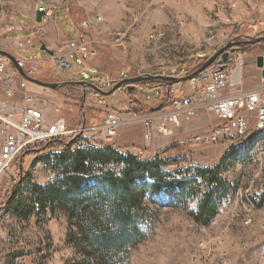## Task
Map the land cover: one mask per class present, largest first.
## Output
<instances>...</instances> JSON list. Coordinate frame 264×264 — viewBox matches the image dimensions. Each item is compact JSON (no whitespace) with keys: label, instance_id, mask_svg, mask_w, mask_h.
Instances as JSON below:
<instances>
[{"label":"rangeland","instance_id":"rangeland-1","mask_svg":"<svg viewBox=\"0 0 264 264\" xmlns=\"http://www.w3.org/2000/svg\"><path fill=\"white\" fill-rule=\"evenodd\" d=\"M19 6L26 12L35 10L34 0H0V44L6 51L9 50L2 40L19 38L11 34L17 27L16 19L34 25L46 22V16L37 22L21 17L19 13L15 19L14 9ZM263 10L264 0H69L68 5L57 9L54 21L64 29L67 37H76L83 21L95 15L101 17L88 31L97 49L93 58L97 57L96 62L92 64L102 65L108 74V83H112L110 81L116 82L140 72L177 69L182 63H185L184 68L186 64L192 68L233 36L264 35ZM36 50L16 48L13 52L26 60L40 59L44 51ZM262 52L264 43L258 42L248 45L245 54L249 53L254 61L255 55ZM236 54L232 63L237 60ZM244 58L242 56L243 69ZM85 66H88L87 62L80 68L85 69ZM52 71L50 81H66L57 79ZM74 74L76 80L92 81L96 85L100 84L99 77L104 78L102 71L91 72L89 80ZM186 85V81L177 83L169 94L167 89H161L157 98L150 100L145 98L157 94L152 88L136 84L135 88L127 89L123 85L104 96V105L94 104V93H82L83 100H78L77 95L60 87L51 90L55 95L53 98H46L60 107L59 115L64 117L66 127L76 130L72 136L64 138L81 133L82 138L71 148L80 149L89 146L87 128L98 124L108 109L121 110L127 118L132 114L149 113L165 102L166 97L169 99L183 91L188 92ZM140 88L139 95L143 98L136 94ZM202 115L208 119L207 126L195 129V123ZM216 121L200 112L176 129L173 135H155L148 146L145 145L141 121L124 122L119 127L112 145L121 152L129 149L141 158H151L156 150L164 148L160 157L166 163L163 169L167 172L164 178L168 183L157 194L147 193L143 197L139 226L144 238L121 251L114 264H238V257L247 250L260 253L248 264H264V132L255 134L246 143L253 134L251 122L247 137L237 143L229 142L223 146L222 143L202 145L188 142L191 135L207 129ZM217 166L228 187L235 186V190L213 220L203 225L194 220L191 211L195 209L205 184L198 183V178L197 182L190 183V188L177 192V179L193 174L196 167ZM51 167L50 162L48 165L38 162L27 151L18 157L8 176L0 180V194L6 182L9 181L7 186L12 184L11 189L5 190L0 204L1 264H10L15 256H20L23 264H83L87 248L82 245L78 227L68 221L64 212L57 207L38 211L32 201L25 202L30 185L44 184L54 177ZM92 168L95 174L101 173L102 176L106 169ZM177 170L183 173L177 174ZM13 178L15 180L11 182ZM96 183L94 176H89L82 187ZM15 185L14 197L8 204ZM15 201L25 202L18 212L13 207ZM27 205L30 208L26 211Z\"/></svg>","mask_w":264,"mask_h":264},{"label":"built area","instance_id":"built-area-1","mask_svg":"<svg viewBox=\"0 0 264 264\" xmlns=\"http://www.w3.org/2000/svg\"><path fill=\"white\" fill-rule=\"evenodd\" d=\"M68 4L69 0H37L36 9L43 11V16L53 19L57 9ZM100 20L101 17L95 15L83 21L76 37L68 39L61 50L51 55L53 73L57 78L74 82V73H79L82 79L90 78L87 70L80 68V65L97 55L95 41L88 31ZM11 44L15 48L38 47L30 37ZM3 48L1 43L0 49ZM235 59L232 65V60L224 65L215 60L186 81L188 92L183 91L157 110L143 114L131 113L127 118L121 110L108 109L98 124L87 128L89 140L104 141V145L113 144L124 122L141 121L145 145L148 146L155 135L171 136L184 123L205 112L215 118L216 123L191 135L188 142L202 145L234 143L245 131L250 130L251 122L253 128L264 124V86L244 90L242 54L237 53ZM16 60L18 66L29 75L40 66L39 58L26 60L16 57ZM259 82L264 83V75L259 77ZM28 86L29 81L19 74L13 63L0 55V89L3 94L0 98V180L8 176L22 153L52 138L70 136L76 131L66 127L64 117L59 115L58 105L31 91ZM94 96V104H105L104 96ZM8 182L2 186L0 204L5 190L12 188V184L7 186ZM20 259V256H15L10 264H23Z\"/></svg>","mask_w":264,"mask_h":264},{"label":"trees","instance_id":"trees-1","mask_svg":"<svg viewBox=\"0 0 264 264\" xmlns=\"http://www.w3.org/2000/svg\"><path fill=\"white\" fill-rule=\"evenodd\" d=\"M246 48L247 46L240 48L238 53L245 52ZM200 64L192 68L186 64L184 68L185 63H182L177 69L149 73L181 75L183 71H193ZM110 82L112 83L100 87L108 89L115 81ZM136 84L145 88L167 89L168 94L169 90L177 85L165 80H145ZM60 88L77 95L75 98L78 100H83L80 85L67 84ZM89 93L94 92L87 89L85 94ZM176 96L169 99L166 97L165 102L158 106L167 105ZM81 138V133L71 138L55 137L29 151L38 162L52 164L54 177L44 184L30 185L25 202L28 204L32 201L34 209L38 211L57 207L64 212L68 221L78 227L82 245L87 248L83 264H114L121 251L144 238L139 226L143 197L147 193L157 194L168 183L164 178L167 172L163 169V164L166 163H163L160 157L164 148L156 150L151 158H141L129 149L121 152L112 144L101 146L89 144L90 147L71 149L73 143ZM92 166L100 167L101 170L106 167L104 175L95 174ZM110 166L119 169H109ZM175 172L183 173L180 170ZM219 173L218 166L196 167L193 174L183 175L181 179H177V192L190 188V183L197 182L198 178L200 179L198 183L205 184V189L200 191L195 209L191 211L194 220L203 225L213 220L222 204L229 201L235 190V186L228 187V182ZM89 176H94L97 183L82 187ZM15 187L16 185L12 189L8 204L14 197ZM25 202L15 201L13 205L15 211L18 212ZM28 208L29 205L26 211ZM242 261L239 259L237 262Z\"/></svg>","mask_w":264,"mask_h":264},{"label":"crops","instance_id":"crops-1","mask_svg":"<svg viewBox=\"0 0 264 264\" xmlns=\"http://www.w3.org/2000/svg\"><path fill=\"white\" fill-rule=\"evenodd\" d=\"M34 2H35V10H33L31 13L26 12L25 9L20 7V6L17 7L16 9H14L15 19H16V15H18V13H19V15H21V17L27 18L29 20H34L35 14L37 11V9H36L37 0H34ZM19 19L20 20L16 19L17 27L13 31H11L12 35H16V36L18 35L19 38L16 39V38L7 37V38L3 39L2 41H3L4 45L8 48L10 53L15 55V57H20L13 52V50H15L16 48L14 47L15 49H13L11 46L12 45L11 43H14V42L19 41V40H24L27 37H30L32 39V41L35 43V45H38V47L34 48V49H31V48H27V49L30 51L35 50V49L44 51L40 56L39 69L36 71L34 76L38 79H41V80L50 81L49 79H51V77H52L51 71L54 68V62L52 60L51 55L53 53L61 50L64 47V43L68 39L73 38L74 36L67 37L64 29L54 21V18L49 19L46 17L45 18L46 22L43 25L25 24L22 22L21 18H19ZM42 19L43 18H41V21H42ZM38 28L40 29L39 32H35V30ZM42 45L45 46L46 50L40 49V47ZM235 54L236 53L233 54L232 59H234ZM241 54L243 57H245L244 58V69H243V72H244V74H243V89L244 90H252V89L258 88L261 85L264 86V83L261 84L259 82V77L261 75H264V52H262V54L255 55L254 61H252V58L250 57L249 53L245 54V52L244 53L241 52ZM260 55L263 56V66L262 67L257 66V57ZM20 58H22V57H20ZM95 59H93L92 61H88L87 62L88 66H85L86 67L85 69L86 70L88 68L90 69V70H87L90 75H91V72H93V71H95V72L96 71H102L104 73V78L99 77V80H100L99 86L105 85L106 83L109 82L108 74L103 70V68H101V67H103L102 65L100 66L96 63L92 64L93 62H96ZM232 64L233 63L230 62V65H232ZM76 74L80 76L79 73H76ZM90 78H91V76H90ZM57 79H59V78H57ZM28 88L31 91H34L36 94L42 95L44 97H49L50 99L55 96L54 92L51 91L52 89H49L47 87H43V86L36 84V83L29 82ZM152 89L155 92L157 91L156 96L150 97V98H145V100L156 99L158 94L161 91L160 88H152ZM140 90H141V88L139 90H137V93H136L137 95H139ZM2 96H3V94H2V91L0 89V98H2ZM140 97H142V96H140ZM197 120L198 121L195 123V125H196L195 129L204 128L207 126L208 119L205 115H202ZM254 136L255 135H251V137L246 140V143L249 142V140H252L254 138ZM246 137H247V135L244 137V139ZM228 144H229V142H224L221 145L227 146ZM257 254H260V253L256 252V251L252 252L250 250L244 251L237 259V261L239 259H242L243 261H242V263H238V264H248V261H250L251 258H254V256Z\"/></svg>","mask_w":264,"mask_h":264},{"label":"water","instance_id":"water-1","mask_svg":"<svg viewBox=\"0 0 264 264\" xmlns=\"http://www.w3.org/2000/svg\"><path fill=\"white\" fill-rule=\"evenodd\" d=\"M43 14H44L43 11L37 10L35 14V20L37 22H40ZM258 42L264 43V35H258V36H250L246 34L236 35L233 36L230 40H228L223 46L218 48L212 55L204 59V61L193 71L185 72L182 75L152 74L146 72L139 73L135 76H130V77L128 76L119 79L118 81L114 82L113 85H111L108 89H103L102 87L96 85L95 83L86 80H76L74 82H68V81L52 82V81L41 80L27 74L21 67H19L15 55L10 53L9 51L0 49V55L7 57L17 68L19 74L31 83H36L52 90L58 89L59 87L66 84H77L82 87L83 95L85 94L86 89H91L97 95L108 96L111 93H113L116 89L122 87L123 85H126L127 89H133L136 87L135 85L137 82H141L145 80H165L174 83H181L187 81L190 78H192L194 75L205 70L215 60H217L219 63L223 65L227 64L231 61L230 59L231 54L238 52L240 48H242L243 46L253 45ZM40 49L46 50L44 45H42ZM257 66L258 67L263 66V56L261 55L257 57ZM161 107L162 105H159L152 108L151 110H157Z\"/></svg>","mask_w":264,"mask_h":264},{"label":"bare ground","instance_id":"bare-ground-1","mask_svg":"<svg viewBox=\"0 0 264 264\" xmlns=\"http://www.w3.org/2000/svg\"><path fill=\"white\" fill-rule=\"evenodd\" d=\"M249 130L248 131H245L243 133V135L241 137H238L234 143H237L236 141H241L242 139H244V137L248 134ZM253 134L252 135H255V134H258V133H261V132H264V124L260 125V126H256L253 130H252ZM240 143V142H239ZM88 144H92V145H95V146H101V145H104V141H100V140H89V143ZM237 145V144H235Z\"/></svg>","mask_w":264,"mask_h":264},{"label":"flooded vegetation","instance_id":"flooded-vegetation-1","mask_svg":"<svg viewBox=\"0 0 264 264\" xmlns=\"http://www.w3.org/2000/svg\"><path fill=\"white\" fill-rule=\"evenodd\" d=\"M243 47H246V46H243ZM234 54V53H233ZM233 54H231V56H230V59L232 60V56H233Z\"/></svg>","mask_w":264,"mask_h":264}]
</instances>
